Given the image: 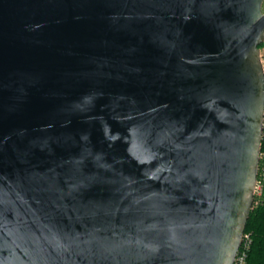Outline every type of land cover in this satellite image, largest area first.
<instances>
[{"label":"water","instance_id":"water-1","mask_svg":"<svg viewBox=\"0 0 264 264\" xmlns=\"http://www.w3.org/2000/svg\"><path fill=\"white\" fill-rule=\"evenodd\" d=\"M261 5L0 0V264H233Z\"/></svg>","mask_w":264,"mask_h":264},{"label":"trees","instance_id":"trees-1","mask_svg":"<svg viewBox=\"0 0 264 264\" xmlns=\"http://www.w3.org/2000/svg\"><path fill=\"white\" fill-rule=\"evenodd\" d=\"M261 153H264V140ZM245 232L250 233L252 238L246 264H264V196L255 197Z\"/></svg>","mask_w":264,"mask_h":264},{"label":"built area","instance_id":"built-area-1","mask_svg":"<svg viewBox=\"0 0 264 264\" xmlns=\"http://www.w3.org/2000/svg\"><path fill=\"white\" fill-rule=\"evenodd\" d=\"M262 12L264 13V0H262ZM260 62L263 69L264 75V42L260 46ZM264 140V115H263V125H262V142ZM261 165L258 166L257 181L254 190V199L255 197L264 196V153L260 152ZM254 202V201H253ZM252 238L250 233L244 232L241 239V244L239 250L236 254L233 264H246L248 250L251 246Z\"/></svg>","mask_w":264,"mask_h":264}]
</instances>
